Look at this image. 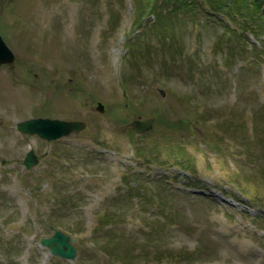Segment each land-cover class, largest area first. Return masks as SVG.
I'll use <instances>...</instances> for the list:
<instances>
[{
    "label": "rangeland",
    "instance_id": "1",
    "mask_svg": "<svg viewBox=\"0 0 264 264\" xmlns=\"http://www.w3.org/2000/svg\"><path fill=\"white\" fill-rule=\"evenodd\" d=\"M134 6L0 0V264H264V35ZM44 115L85 127H15ZM50 226L74 258L41 243Z\"/></svg>",
    "mask_w": 264,
    "mask_h": 264
},
{
    "label": "trees",
    "instance_id": "2",
    "mask_svg": "<svg viewBox=\"0 0 264 264\" xmlns=\"http://www.w3.org/2000/svg\"><path fill=\"white\" fill-rule=\"evenodd\" d=\"M158 1L148 0L144 3V0H134L135 18L152 15L153 23H157L155 25L158 27L168 14L176 15L175 12L181 10L194 17L201 14L220 19L225 32L231 30L243 35L244 31L252 30L257 37L264 35V0H163L162 4ZM167 2L170 7L164 6Z\"/></svg>",
    "mask_w": 264,
    "mask_h": 264
},
{
    "label": "water",
    "instance_id": "3",
    "mask_svg": "<svg viewBox=\"0 0 264 264\" xmlns=\"http://www.w3.org/2000/svg\"><path fill=\"white\" fill-rule=\"evenodd\" d=\"M13 52L6 45L2 37L0 36V64L11 63L13 61ZM96 109L103 111V104L98 102ZM151 118L145 120H133L131 122L132 128L137 132H144L151 128ZM190 128L189 120H183ZM85 126V123L77 120H63L58 118H29L20 122H17V128L21 132L34 134L36 133L41 138L47 140L56 139L60 136L67 135L71 131H78ZM24 164L26 168L31 167L37 162V157L32 150L28 151L25 158ZM72 237L68 234L63 233L60 230H55L54 233L49 237H44L41 243L48 245L49 250L61 257L73 258L76 255V249L71 243Z\"/></svg>",
    "mask_w": 264,
    "mask_h": 264
}]
</instances>
